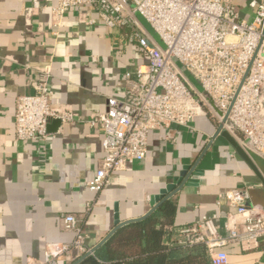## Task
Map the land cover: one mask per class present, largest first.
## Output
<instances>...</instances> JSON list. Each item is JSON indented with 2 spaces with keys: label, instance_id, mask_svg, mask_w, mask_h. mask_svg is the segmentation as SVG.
<instances>
[{
  "label": "crops",
  "instance_id": "0c3cea01",
  "mask_svg": "<svg viewBox=\"0 0 264 264\" xmlns=\"http://www.w3.org/2000/svg\"><path fill=\"white\" fill-rule=\"evenodd\" d=\"M56 1L0 0V264H44L49 245L74 238L61 225L68 213L79 219L84 243L93 249L116 222L146 215L170 185L182 182L168 198L175 212L164 243L191 247L174 228L205 216H215L219 231L227 234L235 209L226 192L257 188L263 200L264 159L231 134L241 150L217 134V122L207 115L196 117L190 128L174 124L150 131L145 159L111 173L102 190L89 189L104 157V132L90 120L105 111L109 97L125 94L127 72L147 64L148 57L136 43L125 44L129 24L112 29L87 6L68 8L63 25L55 27ZM249 2L235 0L251 20ZM94 18L97 23L91 24ZM45 80L53 92L52 109L73 119L52 120L46 141L20 140L17 99L38 92ZM225 250L228 264H264V238L252 250L235 243ZM75 253L61 264H72Z\"/></svg>",
  "mask_w": 264,
  "mask_h": 264
},
{
  "label": "built area",
  "instance_id": "2783aa9c",
  "mask_svg": "<svg viewBox=\"0 0 264 264\" xmlns=\"http://www.w3.org/2000/svg\"><path fill=\"white\" fill-rule=\"evenodd\" d=\"M84 6L112 29L129 24L125 44L136 43L148 57L147 64L127 72L125 94L109 97L105 111L90 120L104 132V157L87 182L90 190H102L111 173L130 170L145 159L150 131L174 124L190 128L200 115L211 117L247 152L264 159V1L250 0L254 14L248 20L235 0H57L52 6L55 27L63 25L68 8ZM45 74L48 80L50 74ZM52 93L45 80L35 94L18 97V139L46 141L52 120L73 119L52 109ZM226 199L235 209L227 219V234L219 231L215 216L174 228L183 245L205 244L212 264H228L226 246L252 250L264 238V206L251 203L249 188H231ZM60 220L74 238L49 245L44 264H61L74 251L77 260L93 250L84 243L85 231L75 214Z\"/></svg>",
  "mask_w": 264,
  "mask_h": 264
},
{
  "label": "trees",
  "instance_id": "16d2710c",
  "mask_svg": "<svg viewBox=\"0 0 264 264\" xmlns=\"http://www.w3.org/2000/svg\"><path fill=\"white\" fill-rule=\"evenodd\" d=\"M174 212V202L164 200L147 218L120 227L78 264H212L203 243L186 248L164 243L173 228Z\"/></svg>",
  "mask_w": 264,
  "mask_h": 264
},
{
  "label": "water",
  "instance_id": "95a60500",
  "mask_svg": "<svg viewBox=\"0 0 264 264\" xmlns=\"http://www.w3.org/2000/svg\"><path fill=\"white\" fill-rule=\"evenodd\" d=\"M140 16V19L142 21V23L145 25V27L151 32V34L158 40V42L161 44L162 47H165L164 43L161 41L159 35L155 32V30L152 28V26L146 21V19L144 17H142L141 15ZM217 134H222L223 136H226L233 144H235V146L241 150L240 146L236 143V141H234V139L230 136V133L226 130L223 129V126L221 125L218 129V132ZM185 184V182H182L181 184L179 183V186H177L178 184H173V185H170L168 187V190L167 192L169 194L167 195H164L162 194L160 197H159V202L157 204H155L153 206V208L144 216L140 217V218H137V219H134V220H128V221H124V222H116V225L115 227L108 233L107 236H105V238H103V240L98 244L96 245L92 252L91 253H87L85 255H83L82 257H80L79 259H77L76 261H74L72 264H78L80 261H82L84 258L94 254L120 227L124 226V225H127L129 223H132V222H135V221H140V220H143L145 218H147L155 209H157V207H159V205L166 199L170 198L171 196H173L175 194V191L176 190H179L183 187V185ZM259 191L257 188H253L251 191H250V196H251V199L252 201L254 202V204H261L262 206H264V198L263 200L260 199V196H259ZM157 200V201H158Z\"/></svg>",
  "mask_w": 264,
  "mask_h": 264
},
{
  "label": "rangeland",
  "instance_id": "374dc122",
  "mask_svg": "<svg viewBox=\"0 0 264 264\" xmlns=\"http://www.w3.org/2000/svg\"><path fill=\"white\" fill-rule=\"evenodd\" d=\"M189 78L192 80V82H194V84L201 89V85L199 84V82L192 76L189 74Z\"/></svg>",
  "mask_w": 264,
  "mask_h": 264
}]
</instances>
